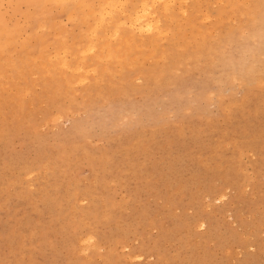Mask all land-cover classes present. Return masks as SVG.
Returning <instances> with one entry per match:
<instances>
[{
  "label": "rangeland",
  "instance_id": "obj_1",
  "mask_svg": "<svg viewBox=\"0 0 264 264\" xmlns=\"http://www.w3.org/2000/svg\"><path fill=\"white\" fill-rule=\"evenodd\" d=\"M68 1L0 0V264H264V0Z\"/></svg>",
  "mask_w": 264,
  "mask_h": 264
},
{
  "label": "bare ground",
  "instance_id": "obj_2",
  "mask_svg": "<svg viewBox=\"0 0 264 264\" xmlns=\"http://www.w3.org/2000/svg\"><path fill=\"white\" fill-rule=\"evenodd\" d=\"M89 1H90V0H86V1H84V0H72V1H68V2H66V3H67V4H70V6H75V5H76V6H80V7H81V6H83V5L85 6V4H88ZM64 4H65V3H64ZM140 4H142V3H140ZM143 4H144V3H143ZM143 4L140 5V6H142V8H143V9H142V13H140L139 15L134 16L133 18H132V17H129V18H131V20H130V24L133 25V27H136V29H138V31H139L138 33H139V34H140V33H146V35L148 34V35L150 36V35L152 34V32H153V31L156 29V27H158V26H157V24H155L156 20L153 22L152 19H151V21H150V19H149V18H150V17H149V13L146 12V7H147V6H144ZM84 6H83V7H84ZM99 6H100V5H99ZM64 8H65V7H63L62 9L65 10ZM134 9H135L134 6H132L131 8H129L130 11H134ZM74 10H75V9H74ZM74 10H73V11H74ZM71 11H72V10H71ZM69 13H70V12H69ZM88 13L91 14V10H90V9L88 10ZM67 15H69V14H67ZM70 15H71V14H70ZM86 15H87V14H86ZM91 15H92V14H91ZM113 17H114V16H112V17L110 16V18H113ZM84 18H85V17H84ZM93 18H94L95 21L97 20V17H96V16H93ZM155 19H156V18H155ZM89 20H90V19H89ZM158 20H159V19H158ZM92 21H93V19H92ZM111 21H114V24H115V21H116V20H115V19H112ZM83 22H84V19H83ZM85 22H86V21H85ZM107 22L110 23L109 21H107ZM159 22H160V21H159ZM93 23H94V22H93ZM91 24H92V23H91ZM91 24H90V25H91ZM114 24H111V23H110L111 26H113ZM130 24H129V25H130ZM90 25H89V26H90ZM159 25H160V24H159ZM118 26L121 27L120 24H119V25H118V24L115 25V28H114V29H115V30H114V34H115V35H116V33H118V31H119V30L117 31V29L119 28ZM134 30H135V28H134ZM112 31H113V29H112ZM157 31H158V30H157ZM159 31H160V30H159ZM1 32H2V31H1ZM10 32H11V31H10ZM155 32H156V31H154V33H155ZM150 33H151V34H150ZM2 34H3V32H2ZM139 34H138V35H139ZM156 34H157V33H156ZM0 35H1V34H0ZM14 35H15V34H14ZM10 36H11V34H10ZM12 36H13V34H12ZM12 36H11V37H12ZM145 48H146V47H145ZM151 51H152V50H151ZM141 52H142V51H141ZM119 53H120V51H119ZM119 53H118V54H119ZM102 54H103V53H102ZM113 58H115V57H113ZM22 61H23V59H22ZM24 62H25V61H24ZM30 65H31V64H30ZM31 66H32V65H31ZM11 67L13 68V65H12ZM22 67H23V66H22ZM14 68H15V67H14ZM30 68H32V67H30ZM2 70H3V69H2ZM103 70H104V69H103ZM24 72H25V71H24ZM18 73H19V72H18ZM14 74H15V73H14ZM19 74H20V73H19ZM19 74H18V75H19ZM21 75H22V74H21ZM19 76H20V75H19ZM57 76H58V75H57ZM68 82H69V81H68ZM68 88H69V87H68ZM68 88H67V89H68ZM65 89H66V87H65Z\"/></svg>",
  "mask_w": 264,
  "mask_h": 264
}]
</instances>
